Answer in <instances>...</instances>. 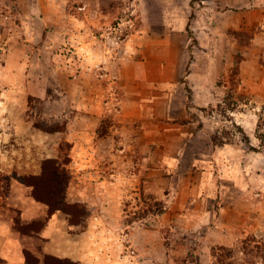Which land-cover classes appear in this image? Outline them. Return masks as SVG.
<instances>
[{
  "label": "rangeland",
  "instance_id": "obj_1",
  "mask_svg": "<svg viewBox=\"0 0 264 264\" xmlns=\"http://www.w3.org/2000/svg\"><path fill=\"white\" fill-rule=\"evenodd\" d=\"M261 15L264 0H0L1 205L64 144L57 197L86 206L71 227L112 262L264 264Z\"/></svg>",
  "mask_w": 264,
  "mask_h": 264
},
{
  "label": "crops",
  "instance_id": "obj_2",
  "mask_svg": "<svg viewBox=\"0 0 264 264\" xmlns=\"http://www.w3.org/2000/svg\"><path fill=\"white\" fill-rule=\"evenodd\" d=\"M202 35L211 37L206 32ZM204 76H207V70ZM197 88L205 91L206 87L201 83ZM12 187L6 205L0 203V264H26V252L38 260L37 264H45L46 256L69 259L76 264H119L111 261L110 251L106 250L109 247L92 238L93 230L75 232L66 214L49 215L48 207L36 201L27 188L20 184ZM12 212L18 214L23 224L42 222L41 227L29 232L20 231Z\"/></svg>",
  "mask_w": 264,
  "mask_h": 264
},
{
  "label": "trees",
  "instance_id": "obj_3",
  "mask_svg": "<svg viewBox=\"0 0 264 264\" xmlns=\"http://www.w3.org/2000/svg\"><path fill=\"white\" fill-rule=\"evenodd\" d=\"M200 2L201 0H192ZM39 127V126H38ZM42 130L50 133L59 132L58 129L43 128ZM68 148V145H66ZM64 144L60 148V156L55 159H48L43 162L42 172L38 176L22 177L21 181L32 190L31 196L38 202L48 207V214L52 215L56 212H63L68 216L70 226H78L82 223V219L87 215L86 206L81 204H71L60 200L58 193L64 189L61 187L60 176L61 170L70 163L68 153L64 155ZM67 151V150H66ZM5 177L2 178V180ZM65 197V196H64ZM62 199V197H61ZM41 227V226H40ZM39 229V228H38ZM30 230H37L36 227H29L27 232ZM26 264H37L38 260L30 253H25ZM45 264L55 262L57 264H76L69 259H58L53 256L45 257Z\"/></svg>",
  "mask_w": 264,
  "mask_h": 264
}]
</instances>
